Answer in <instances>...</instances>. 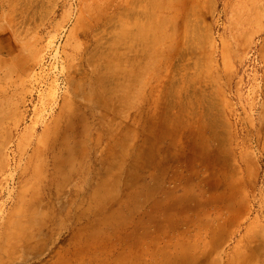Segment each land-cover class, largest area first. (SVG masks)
<instances>
[{
    "label": "rangeland",
    "instance_id": "obj_1",
    "mask_svg": "<svg viewBox=\"0 0 264 264\" xmlns=\"http://www.w3.org/2000/svg\"><path fill=\"white\" fill-rule=\"evenodd\" d=\"M0 264H264V0H0Z\"/></svg>",
    "mask_w": 264,
    "mask_h": 264
},
{
    "label": "bare ground",
    "instance_id": "obj_2",
    "mask_svg": "<svg viewBox=\"0 0 264 264\" xmlns=\"http://www.w3.org/2000/svg\"><path fill=\"white\" fill-rule=\"evenodd\" d=\"M125 19H128V18H126V17H124Z\"/></svg>",
    "mask_w": 264,
    "mask_h": 264
}]
</instances>
